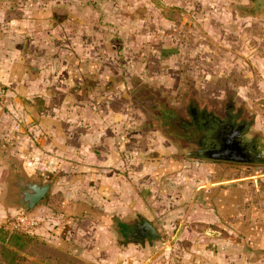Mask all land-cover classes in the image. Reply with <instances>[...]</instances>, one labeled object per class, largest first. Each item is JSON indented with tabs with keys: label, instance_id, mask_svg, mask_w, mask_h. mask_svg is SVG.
I'll return each instance as SVG.
<instances>
[{
	"label": "rangeland",
	"instance_id": "obj_1",
	"mask_svg": "<svg viewBox=\"0 0 264 264\" xmlns=\"http://www.w3.org/2000/svg\"><path fill=\"white\" fill-rule=\"evenodd\" d=\"M251 2L0 0V9L14 10L9 21L10 15L30 9L31 26L25 27L34 36L33 49L52 63L59 80H64L62 66L77 72L84 64H98L104 91L88 108L115 113L116 131L127 129L133 150L127 165L116 168L113 211L128 219L133 212L145 215L160 229L159 241L146 244L154 253L179 237L167 260L264 264V164L227 163L229 170L219 182L207 162L181 154L182 143L164 120L163 125L151 120L168 97L169 105L179 107L194 85L201 100L209 97L218 111L226 94L248 104L256 129L264 134V12L256 13ZM80 80L76 75L69 82ZM142 147L148 152L140 153ZM12 157L18 154H9L0 167V204L6 207L0 217V264H35L32 258L45 254L44 242L7 227L12 216L25 210L15 205L19 180L13 171L19 165L15 159L10 167ZM59 172L51 182L61 181ZM89 201L107 208L106 201L92 195ZM35 207L30 213L37 212ZM172 211L182 217L168 220V231L163 230L156 212Z\"/></svg>",
	"mask_w": 264,
	"mask_h": 264
},
{
	"label": "crops",
	"instance_id": "obj_2",
	"mask_svg": "<svg viewBox=\"0 0 264 264\" xmlns=\"http://www.w3.org/2000/svg\"><path fill=\"white\" fill-rule=\"evenodd\" d=\"M3 9H0V81L6 85L8 94L0 103V167L9 154L17 153L18 157L10 160V167L14 166L12 163L16 159L19 168L13 172L17 177L26 175V181L40 184L52 181L55 174L63 172L61 181L54 178L50 183L47 194L34 209L37 212H31L42 221L33 235L39 242H44L41 246L45 250L43 256H34L33 262L194 264L192 261L167 260L179 237L174 238V245L167 242L154 253L155 248L151 249L146 244L151 245L152 239L153 242L159 241L160 229H155L145 215L133 212L128 219L129 215L121 218L118 211H113L117 206L116 168L127 165L133 150L127 129L123 127L121 132L116 131L115 113L95 112L88 108L94 105V99H100L96 93L104 91L99 83L101 73H97L92 89L83 79L85 64L79 66L77 72L69 66H62L60 77L64 80H59L54 75L52 63L46 62L47 59L33 49L31 39L34 36L31 38L25 27L28 24L30 29L31 26L30 9L23 10L27 12L24 14L10 15V21L8 14L14 10ZM71 72L75 76L80 75L81 80L77 84L69 82ZM110 80H107L108 85ZM187 92L197 93L202 99L194 85ZM246 106L249 109L248 104ZM253 117L254 129L259 131L255 115ZM143 148H140V153H147ZM203 161L207 162L206 168L217 170L219 182L224 179L221 176L230 165ZM84 188L89 189L88 193ZM89 194L93 200L106 201L107 208L101 209L102 203L89 201ZM5 211V205L0 204V217ZM155 216L162 229L168 231L169 222L175 216L182 217V214L180 211L156 212ZM137 217H141L149 227L147 239L122 241V230ZM183 225L184 222L180 227Z\"/></svg>",
	"mask_w": 264,
	"mask_h": 264
},
{
	"label": "water",
	"instance_id": "obj_3",
	"mask_svg": "<svg viewBox=\"0 0 264 264\" xmlns=\"http://www.w3.org/2000/svg\"><path fill=\"white\" fill-rule=\"evenodd\" d=\"M251 4L256 13L264 12V0H252ZM227 95L220 111L209 98L202 104L197 93L187 92L179 107L169 105L168 97L164 108L166 129L182 143L183 155L235 164H264V134L254 129V117L246 104ZM50 183L51 180L42 184L28 181L32 193L26 197L25 212L30 213L47 194Z\"/></svg>",
	"mask_w": 264,
	"mask_h": 264
},
{
	"label": "flooded vegetation",
	"instance_id": "obj_4",
	"mask_svg": "<svg viewBox=\"0 0 264 264\" xmlns=\"http://www.w3.org/2000/svg\"><path fill=\"white\" fill-rule=\"evenodd\" d=\"M184 93L186 94L187 91ZM203 102L204 101L201 100L202 104H203ZM164 108H165V105H163L161 107H157V110L159 109V112H158L157 118L155 120L151 119L153 122L158 121L157 122L158 124L160 123L161 125H163L162 120H164V118L166 116V112H165ZM180 112H181V110H180ZM156 127H158V126H156ZM155 129H157V128H155ZM17 180H19V181H17L18 183L16 185L18 188L14 194L16 197V200H17L15 202V205L26 208V206H27L26 197L28 194L32 193V189L27 187L28 181H26V179L24 180V177H17ZM40 184H42V183H40ZM124 228L125 229L122 230L121 235H123L125 238H127L129 240H133V241H143V240L147 239V235L150 234V230H149L148 225L144 222V220L141 217H137L135 220H133L130 224L126 225Z\"/></svg>",
	"mask_w": 264,
	"mask_h": 264
},
{
	"label": "built area",
	"instance_id": "obj_5",
	"mask_svg": "<svg viewBox=\"0 0 264 264\" xmlns=\"http://www.w3.org/2000/svg\"><path fill=\"white\" fill-rule=\"evenodd\" d=\"M7 94L6 85L0 81V103L4 101ZM40 223L39 218L23 211L12 216L7 227L11 232L33 233Z\"/></svg>",
	"mask_w": 264,
	"mask_h": 264
},
{
	"label": "trees",
	"instance_id": "obj_6",
	"mask_svg": "<svg viewBox=\"0 0 264 264\" xmlns=\"http://www.w3.org/2000/svg\"><path fill=\"white\" fill-rule=\"evenodd\" d=\"M97 67H98V64L91 63V62L87 63V67H86V71H84L85 75H83V79L85 80V83L87 84L88 88H90V86H91V89L95 87V83H96V79H97ZM71 75L75 76L74 73H71ZM213 162H217V161H213ZM224 163H226V164L228 163L230 165H236L235 163H230V162H224ZM240 165H248V164H237L236 166H240ZM245 186H247V184ZM77 204H79V203H77ZM77 207H79V206H76V208ZM15 233L27 234V233H22V232H15ZM262 239H264V237H262Z\"/></svg>",
	"mask_w": 264,
	"mask_h": 264
}]
</instances>
